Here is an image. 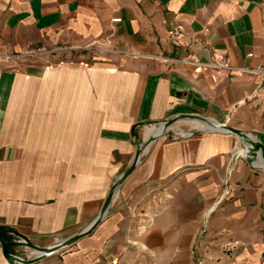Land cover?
Masks as SVG:
<instances>
[{
    "label": "crops",
    "instance_id": "crops-1",
    "mask_svg": "<svg viewBox=\"0 0 264 264\" xmlns=\"http://www.w3.org/2000/svg\"><path fill=\"white\" fill-rule=\"evenodd\" d=\"M173 26L193 43L172 45ZM211 52L231 70L204 66ZM257 66L264 0H0V226L41 247L87 227L137 123L142 142L201 116L264 146V80L237 69ZM171 130L91 234L34 264H264V171L239 159L229 174L234 135Z\"/></svg>",
    "mask_w": 264,
    "mask_h": 264
},
{
    "label": "water",
    "instance_id": "water-1",
    "mask_svg": "<svg viewBox=\"0 0 264 264\" xmlns=\"http://www.w3.org/2000/svg\"><path fill=\"white\" fill-rule=\"evenodd\" d=\"M180 120H189L193 122H200L208 126V129L185 131L181 132V137H190L199 131L219 132L222 134L234 135L238 138L239 145L243 150V160L248 164L252 170H264V146L258 142L255 136L250 133L243 132L223 123L209 120L205 117L194 115H176L168 120L159 122L158 126L153 129V134L146 140L140 142L137 132L138 128L150 123H137L130 129V136L132 143L135 147V153L128 167L123 170L114 180L110 186L108 193L102 203L98 215L90 222V224L83 230L57 240L54 244L41 247L31 241L28 237L19 233L16 229L9 226H0V247L3 258L8 264H34L52 254L63 251L70 245L74 244L83 237L88 236L99 225V223L106 216L111 200L117 188L127 179L133 172L141 159V155L146 147L155 139L166 136L170 140H175L172 134L171 127ZM21 248L27 249L28 252L20 250ZM35 251L38 254H32ZM28 254L27 258H24Z\"/></svg>",
    "mask_w": 264,
    "mask_h": 264
},
{
    "label": "built area",
    "instance_id": "built-area-1",
    "mask_svg": "<svg viewBox=\"0 0 264 264\" xmlns=\"http://www.w3.org/2000/svg\"><path fill=\"white\" fill-rule=\"evenodd\" d=\"M120 19H115L113 22H119ZM169 41L172 43V45L176 47H186L191 45L193 42L187 38H184L181 27L180 26H173L170 28L167 32ZM206 67H210L213 69H220V70H231V66L229 64L228 57L224 54L218 53V52H211L210 58L207 62L203 64ZM242 73H247L251 75H260L262 79L264 80V67L263 66H257L255 68H237ZM174 138H177V136H174ZM243 150L242 148L235 147L231 154H230V170L229 174L232 172V167L236 164L237 160L243 159ZM264 171V170H263ZM205 228H202L199 232V237L205 235ZM198 241V240H197ZM236 245V242L228 241L223 245V249H225V253L232 252L234 247ZM28 256L24 257L27 258ZM197 264H201L198 262Z\"/></svg>",
    "mask_w": 264,
    "mask_h": 264
},
{
    "label": "bare ground",
    "instance_id": "bare-ground-1",
    "mask_svg": "<svg viewBox=\"0 0 264 264\" xmlns=\"http://www.w3.org/2000/svg\"><path fill=\"white\" fill-rule=\"evenodd\" d=\"M188 122V121H186ZM193 122V121H192ZM194 126L196 129L198 130H204V129H208V126L203 124V123H200V122H193ZM148 134V131H145L144 132V135H147ZM32 254H38L37 252L35 251H31Z\"/></svg>",
    "mask_w": 264,
    "mask_h": 264
},
{
    "label": "rangeland",
    "instance_id": "rangeland-1",
    "mask_svg": "<svg viewBox=\"0 0 264 264\" xmlns=\"http://www.w3.org/2000/svg\"><path fill=\"white\" fill-rule=\"evenodd\" d=\"M25 251H26V252H28V250H27V249H26Z\"/></svg>",
    "mask_w": 264,
    "mask_h": 264
}]
</instances>
